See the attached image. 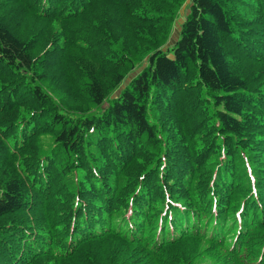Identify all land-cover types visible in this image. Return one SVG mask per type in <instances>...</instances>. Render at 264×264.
I'll use <instances>...</instances> for the list:
<instances>
[{
	"label": "trees",
	"instance_id": "16d2710c",
	"mask_svg": "<svg viewBox=\"0 0 264 264\" xmlns=\"http://www.w3.org/2000/svg\"><path fill=\"white\" fill-rule=\"evenodd\" d=\"M186 1L0 0V264H264V0Z\"/></svg>",
	"mask_w": 264,
	"mask_h": 264
},
{
	"label": "rangeland",
	"instance_id": "374dc122",
	"mask_svg": "<svg viewBox=\"0 0 264 264\" xmlns=\"http://www.w3.org/2000/svg\"><path fill=\"white\" fill-rule=\"evenodd\" d=\"M189 1L190 0L186 1V4H184V6L182 7V10L178 14V17H177L178 19L174 21L172 34L169 37L168 41L162 46L163 50H166L169 46H172L178 40L180 29H181V24L185 20L186 15L188 13ZM202 264H210L209 259H205L204 261H202Z\"/></svg>",
	"mask_w": 264,
	"mask_h": 264
}]
</instances>
